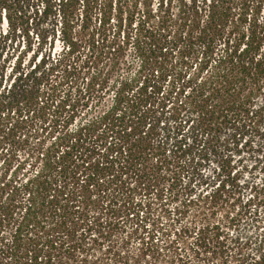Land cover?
Returning a JSON list of instances; mask_svg holds the SVG:
<instances>
[{
    "label": "trees",
    "instance_id": "16d2710c",
    "mask_svg": "<svg viewBox=\"0 0 264 264\" xmlns=\"http://www.w3.org/2000/svg\"><path fill=\"white\" fill-rule=\"evenodd\" d=\"M243 159L264 173V0H0V264H264ZM166 194L224 220L156 241Z\"/></svg>",
    "mask_w": 264,
    "mask_h": 264
},
{
    "label": "rangeland",
    "instance_id": "374dc122",
    "mask_svg": "<svg viewBox=\"0 0 264 264\" xmlns=\"http://www.w3.org/2000/svg\"><path fill=\"white\" fill-rule=\"evenodd\" d=\"M18 42L21 45V48L23 49V39H19ZM37 48V41L34 40V46L33 49L35 50ZM22 49H20L22 51ZM26 50V49H25ZM62 51V45L59 40H56L55 47L53 50V55L55 58H58V54ZM30 55H32L30 53ZM30 57V56H29ZM127 59L129 62L133 63L134 67H137L139 64V61L135 58L134 51L131 50L127 54ZM27 60L28 57H27ZM50 142L47 141V145ZM20 156L23 157V151L20 153ZM243 165H245L246 172L244 176V180H253V181H260L261 179H264V173L262 171V164H256L254 162H251L249 159H243ZM4 164V161H0V171L2 169V166ZM16 167V166H15ZM15 167L12 169L14 170ZM12 170V171H13ZM9 172V174L12 173ZM167 195V204L165 202H161L160 207L158 208V212L162 214L161 223L159 224V234H157L156 241H175L176 237L174 235V232L177 231L176 229L170 227L171 223H174L176 228H182L184 225H193V223L199 224L200 222H204L206 220H224L225 212L222 208V204H213L216 205V208H210V210H204V201H193L190 204H188L187 207H184V199L180 198L179 201H175L174 198H169V194ZM183 203V204H181ZM163 204V205H162ZM165 204V205H164ZM181 206V207H179ZM177 211H180L179 214H177ZM172 212V215L170 213ZM171 219V220H170ZM152 223V221L150 222ZM130 231V226L127 228V232L124 234V236L128 235ZM172 233V236H168V234ZM123 236V237H124ZM122 237V236H121ZM126 239V238H125ZM187 239V237L183 240L182 238L178 241H181L180 243L184 242ZM125 241H131L130 247L132 250L139 248L138 243L141 241V234H133L132 238H128ZM188 242L193 241V238H190L187 240Z\"/></svg>",
    "mask_w": 264,
    "mask_h": 264
}]
</instances>
